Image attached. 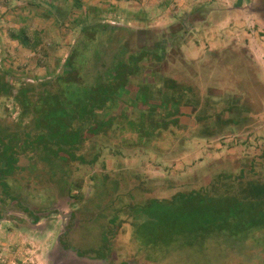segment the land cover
Listing matches in <instances>:
<instances>
[{"label": "rangeland", "instance_id": "rangeland-1", "mask_svg": "<svg viewBox=\"0 0 264 264\" xmlns=\"http://www.w3.org/2000/svg\"><path fill=\"white\" fill-rule=\"evenodd\" d=\"M27 1L0 0V73L9 77L16 92L25 84L38 86L53 82L61 73L82 29L74 23L75 19L82 17L81 11L72 10L69 19L59 26L54 16L47 15V10L28 7ZM71 1L67 5L72 4ZM81 1L85 10L96 9L102 23L133 31L124 34L129 41L130 52L152 48L160 42L167 44V58L160 69L194 84L200 91L201 108H205L207 100L212 111L234 106L236 109L224 113V116L236 117L241 121L240 125L226 129L219 135L202 137L198 123L192 118V123L186 125L180 139L169 142V149L163 153L135 146L124 149L121 155L116 156L111 154L113 145L109 141H102L101 148H96L88 159L94 160V155L99 153L93 165L77 163L72 168V177L81 186L79 191H74V194L80 192L76 197L77 202L67 196L69 192L60 177L40 180L45 174L34 167L28 170V178L21 177L22 173L19 172L18 179H23L19 184L26 190L24 193L29 197L30 205L55 208L59 204L62 213L76 211L81 219L87 213L91 219L96 218V225L101 227L111 219V215L102 210L108 202L100 201L95 189V183L98 184L96 177L105 174L128 179L130 190L143 184L142 187L147 190L138 194L135 192L136 200L140 202L152 197L159 200V205L168 203L183 190L211 185L224 172L247 180L251 165L264 180V0ZM160 3L163 4L161 8ZM28 11L40 12L46 19L42 21L36 14L27 22L23 17L24 12ZM26 23L46 31L42 47L47 59L42 54L29 52H26L28 56L22 53L18 59L7 57L6 43L10 29ZM12 45L10 48L16 47V44ZM91 77L84 79L90 83ZM41 87H36L37 91L31 93L38 95ZM3 104L0 105V120L10 118L17 130L24 129L19 105L9 99ZM9 133L2 138L0 136V146L3 139L8 138L14 149L17 136ZM33 134L30 131L19 138L21 144L27 143ZM3 154L0 153L1 158ZM6 161L14 163L10 156ZM60 165L65 166L66 162L61 160ZM54 183L64 187L66 196L58 194ZM15 214L19 217L9 216L8 220L22 219L23 227H9L11 224L8 222L0 224V264H55V242L61 233L59 220L53 216L26 227L28 217L22 212ZM149 216L146 221L138 223L135 230L129 223L128 227L119 229H116L119 223H110L115 227L113 231L117 232L115 243L120 260L142 258L138 254L143 255V250L149 249L152 251L145 253L157 258V264L203 263V256L209 252V248L204 249L202 238H197V234H188V205L181 207L180 211L174 208L166 210L164 215L157 212L156 217L152 213ZM100 227L95 230L97 238L103 229ZM261 235L264 236V233ZM205 260L207 264L212 262L208 257ZM83 264L101 262L89 259ZM141 264L149 262L142 259Z\"/></svg>", "mask_w": 264, "mask_h": 264}, {"label": "trees", "instance_id": "trees-1", "mask_svg": "<svg viewBox=\"0 0 264 264\" xmlns=\"http://www.w3.org/2000/svg\"><path fill=\"white\" fill-rule=\"evenodd\" d=\"M68 1L26 2L28 7L47 10L59 26L69 19L72 10L81 11L82 17L74 23L82 29L53 82L26 85L17 91L16 99L24 114L32 117L31 127L27 133L16 134L14 149H3L6 159L30 153L34 164L42 160V173L48 179L57 178L62 168L64 175L59 177L68 190L73 187V166L93 165L99 153L93 161L88 159L96 148H101L102 141L113 145L111 154L116 156L135 146L163 153L169 149V142L180 139L192 118L202 137H213L240 125L238 118L224 116L233 112L234 106L212 111L207 100L203 109L200 91L194 84L160 69L167 58V44L160 42L130 52L124 34L133 31L102 23L96 9L85 10L81 0H72L70 5ZM20 40L29 46L26 32L20 34ZM90 75L91 84L84 79ZM6 79L0 73V95L11 96L14 90ZM40 85L38 95L31 93ZM30 131L34 134L21 144L19 138ZM61 160L66 162L64 167ZM249 170L247 180L224 172L211 185L183 190L160 205L152 197L136 200V193L147 190L143 184L130 190L128 179L105 174L96 177V196L108 202L102 210L111 215V223H119L116 229L129 223L135 230L138 223L150 217L149 213L156 217L157 212L164 215L166 210L180 211L188 205V234H197L204 249L209 248L199 264H207L206 257L211 264H264V180L253 165ZM143 251L138 256L144 261L159 263L145 253L152 250Z\"/></svg>", "mask_w": 264, "mask_h": 264}, {"label": "flooded vegetation", "instance_id": "flooded-vegetation-1", "mask_svg": "<svg viewBox=\"0 0 264 264\" xmlns=\"http://www.w3.org/2000/svg\"><path fill=\"white\" fill-rule=\"evenodd\" d=\"M6 82L10 84L13 88L12 81L7 76ZM30 85V84H25ZM23 86V87H24ZM14 90V88H13ZM16 91L13 92L11 96L8 95H0V105H3V102L5 100H12L14 103L18 104L21 112H20V120L25 125L24 129H16V125L10 121L9 119H5L3 121L0 120V136H4L7 132H10L9 134H23L27 133V128L31 127V120L32 117L30 114H24V109L22 108L21 104L16 99ZM31 95V94H29ZM2 106V107H3ZM3 110H6L3 108ZM27 120V122H25ZM2 134V135H1ZM10 139L4 138L3 144L0 146V153L3 154V149L7 146L11 147L9 144ZM14 163L9 164L7 159L4 157H0V224L4 222H8L9 227H23L21 225V222L23 221L20 219V221L15 219L8 220L9 216H15L19 217L15 212H22L24 215L28 217L25 221V226L28 227L29 225H36L39 224V222L43 219H49L50 217L55 216L59 221V226L61 228V233L64 230V233L62 235H58L56 238H60V241L64 248L66 250L72 249L77 253L80 257H88L91 261H97L102 262L103 260H107L110 264H127V263H137L141 264V261L143 258L137 257V258H130V259H124L120 260L119 255L116 252V231H113L114 228L110 225L111 221H109L106 224H101L100 226H97V221L93 218L91 219L89 217V214H85L84 217L81 219L76 211H68V212H61L59 209V204L56 205L55 208L49 206H46L45 208H38L34 207L29 204V197L26 193H24V189L20 187V182L23 181V179H18L19 172L22 173L21 177H27L28 176V170L34 167L36 170L40 172H45L43 168V162H37L34 164V161L31 157V154L29 153H21L20 155L16 156V154H13V156H10ZM23 158L25 159V163H23ZM10 159V158H9ZM64 167V166H63ZM60 169L59 176H63L64 173L62 172V168ZM45 174V173H44ZM29 177V176H28ZM27 177V178H28ZM30 178H33L32 176ZM48 180L49 179L45 176H42L40 180ZM71 182H73V187L68 188L67 192L70 197L74 199V202H77V198L79 196L78 192L77 194H74L75 190L79 191V183L76 179L70 178ZM77 183V184H75ZM55 184V183H54ZM63 184V183H62ZM56 185V184H55ZM57 191L58 194L61 197L66 196V191L64 187H61V185L58 183L57 185ZM76 186V187H75ZM96 189V188H95ZM30 190V189H29ZM77 204V203H75ZM76 206V205H74ZM79 208V206H78ZM62 215L66 216V219H62ZM65 221H67L65 223ZM24 222V221H23ZM97 227H100L103 229L100 232V236L96 237V229ZM115 232V234L112 236V233ZM112 237H111V236ZM103 236H105V239H103ZM55 242V243H56Z\"/></svg>", "mask_w": 264, "mask_h": 264}, {"label": "crops", "instance_id": "crops-1", "mask_svg": "<svg viewBox=\"0 0 264 264\" xmlns=\"http://www.w3.org/2000/svg\"><path fill=\"white\" fill-rule=\"evenodd\" d=\"M162 3H160V8L162 7ZM26 10V9H25ZM11 12V11H9ZM24 16L23 20H26L27 22H30L32 20L33 17L36 16V14L42 21H44L46 19V17L41 14L40 12L36 13L35 11L32 12H24ZM2 20V19H1ZM41 24V23H40ZM32 28H37L36 30H33ZM22 32H26L27 36L29 37L30 41H29V46H25L24 44H22L21 40H20V34ZM46 31H44V29L42 28H38L36 26H34L32 23H26L22 26H17L15 25L13 29H10L9 33H8V42L7 44V52L8 58H13V59H18L19 56L22 55V53L26 56V52L32 53V54H37L40 55L42 54L44 56V59H47V53L45 51V49L42 47L43 43V34ZM11 44V45H10ZM12 44H16V47L14 48H10V46H13ZM41 50V51H40ZM32 54H30L29 56H31ZM28 56V55H27ZM28 63V62H27Z\"/></svg>", "mask_w": 264, "mask_h": 264}, {"label": "water", "instance_id": "water-1", "mask_svg": "<svg viewBox=\"0 0 264 264\" xmlns=\"http://www.w3.org/2000/svg\"><path fill=\"white\" fill-rule=\"evenodd\" d=\"M62 219L65 220L66 216L62 215ZM54 263L55 264H83L84 261H89L86 257H80L72 249L66 250L62 245L60 238L57 239L54 251ZM101 264H110L107 260H103ZM137 264V263H127Z\"/></svg>", "mask_w": 264, "mask_h": 264}]
</instances>
